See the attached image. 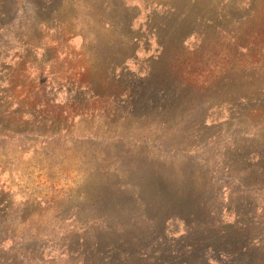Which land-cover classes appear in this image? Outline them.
Wrapping results in <instances>:
<instances>
[{
  "label": "trees",
  "instance_id": "1",
  "mask_svg": "<svg viewBox=\"0 0 264 264\" xmlns=\"http://www.w3.org/2000/svg\"><path fill=\"white\" fill-rule=\"evenodd\" d=\"M233 1L0 0V170L52 183L0 202V264H264V0Z\"/></svg>",
  "mask_w": 264,
  "mask_h": 264
},
{
  "label": "rangeland",
  "instance_id": "2",
  "mask_svg": "<svg viewBox=\"0 0 264 264\" xmlns=\"http://www.w3.org/2000/svg\"><path fill=\"white\" fill-rule=\"evenodd\" d=\"M233 4H235L234 13L233 16H235L236 19L238 18H244L245 16H248L251 11H253V2L251 0H234ZM79 49V41L76 42L75 50ZM140 56L142 57L143 54L141 53ZM141 63V62H140ZM136 70L139 69V66L133 67ZM72 119L78 121L79 118L75 116H71ZM34 144V143H32ZM32 144H28V146H33ZM30 147H25L24 152H27ZM129 148H123L122 152L129 151ZM11 151V148L9 149ZM42 150H32L30 153H27L24 155V157L20 160L13 161V157H9L12 159V162L9 164V168L3 171L0 170V202L3 204L2 207L7 206L9 203L16 202L20 203L22 202V196H25L24 190H31L36 189L37 192L43 191L45 192L46 186L50 187L52 186V183L48 181L47 178V171L45 167L47 166V162L43 161V154L41 152ZM10 153V152H9ZM67 157L62 158L63 160H67L68 158H75L74 162L75 165L70 166V170L68 172L64 173V177H67L65 179V185L69 187H74L73 182H75L78 178V167L76 160L79 156L78 153H76L74 150H70L69 153L66 155ZM56 177H61L60 174L56 175ZM57 188H61V186H57ZM93 188V184H92ZM65 189H68V187H65ZM19 201V202H18ZM42 211L35 213V221L38 222V224H42L44 222V215L41 213ZM55 216V215H54ZM62 222H57V220H52L48 222L45 227L49 230L50 234L53 233H68L70 231L75 230L74 223L71 222H65V219H62ZM182 226H177V234L171 230V232L168 235V239L166 240L167 245H174L175 242L179 237L182 236L183 232L181 230ZM78 230V229H76ZM75 230V231H76ZM33 234V232H32ZM39 246H42L41 244ZM175 246H177L175 244ZM51 246H49L50 248ZM46 254H49L48 257H52L56 255V253L50 252L48 249ZM92 255H93V249H92ZM57 256V255H56Z\"/></svg>",
  "mask_w": 264,
  "mask_h": 264
}]
</instances>
